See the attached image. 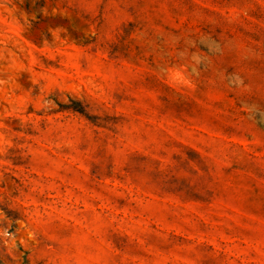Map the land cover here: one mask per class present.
Returning <instances> with one entry per match:
<instances>
[{"label": "rangeland", "instance_id": "rangeland-1", "mask_svg": "<svg viewBox=\"0 0 264 264\" xmlns=\"http://www.w3.org/2000/svg\"><path fill=\"white\" fill-rule=\"evenodd\" d=\"M0 264H264V0H0Z\"/></svg>", "mask_w": 264, "mask_h": 264}]
</instances>
